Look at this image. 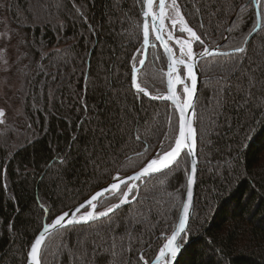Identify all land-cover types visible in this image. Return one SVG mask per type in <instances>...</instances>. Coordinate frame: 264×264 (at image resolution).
I'll return each mask as SVG.
<instances>
[{"label":"trees","instance_id":"16d2710c","mask_svg":"<svg viewBox=\"0 0 264 264\" xmlns=\"http://www.w3.org/2000/svg\"><path fill=\"white\" fill-rule=\"evenodd\" d=\"M177 3L204 41L196 51L221 46L233 54L200 63L198 182L175 264H264V0L261 30L242 53L236 49L257 27L252 0ZM142 7L141 0H0L20 83L18 113L0 123V264H27L45 224L171 143L177 112L133 87V65L143 58ZM166 68L160 48L150 49L137 81L163 96ZM189 173L183 154L171 169L140 180L130 202L109 216L56 231L41 264L55 260V243L66 252L75 245L74 255H57L58 264H151L177 226ZM167 197L177 202L170 212L159 203ZM117 202L111 195L97 211ZM147 215L149 225L127 233L134 217L148 222Z\"/></svg>","mask_w":264,"mask_h":264},{"label":"snow or ice","instance_id":"6c2138e0","mask_svg":"<svg viewBox=\"0 0 264 264\" xmlns=\"http://www.w3.org/2000/svg\"><path fill=\"white\" fill-rule=\"evenodd\" d=\"M260 0H252L253 4L259 5ZM143 5L142 14L144 17L143 22V44L147 46L149 44L150 37V25L149 20L152 22V27L155 28V40L160 41L163 44L165 51L168 53V73H167V88L168 95L162 97L173 103L175 109L178 110L179 115L176 120L175 126L171 128L172 136L171 143L167 148H164L162 153H157L155 158L150 159L133 175H128L123 179L117 175L113 178V181L91 195L86 201L82 202L79 206L69 211L59 214L51 224H45L43 230L35 238L31 244L28 252L27 264H41L42 246H45L46 237L50 235L51 230L63 229L68 225L76 223H87L97 219L98 217L109 216L122 204L129 202V196L134 194V191L138 188L136 183L129 184V181H140L155 173H159L164 169H169L177 159L181 156L192 157L191 171L193 174L196 172V130L192 126V122L188 119L189 116L194 115L193 109V95L197 85V74L195 65L197 63L196 56H206L210 53V50L205 47L203 51L199 53L193 52V43L199 42L201 45L204 41L201 36L188 25L187 20L182 14L177 0H171L170 5H166L165 0H141ZM166 7L168 12L173 15H166ZM158 9V11L154 10ZM261 14L264 15V8L261 9ZM170 21L169 28L172 29L167 32L169 39H175V43L179 46V53L182 58L176 59L173 54V49L169 47L167 41L164 39L165 20ZM177 26L178 29H177ZM202 26V25H201ZM178 30L181 34H187L186 38L180 39L174 37V31ZM247 40L245 41V43ZM236 51L244 52L245 48H237ZM143 52H138L137 55L143 56ZM135 59V57H134ZM144 59L138 60L140 65L144 64ZM183 66L186 69V75L181 76L179 74V67ZM134 72L136 71L135 64L133 65ZM133 85L137 92L140 94L148 95L145 88L141 87V84L136 81L134 76ZM179 86V94L177 88ZM181 96L185 99L181 100ZM153 99L161 97H152ZM192 111H189V110ZM5 113L3 109H0V123H3V117ZM139 139V137H137ZM192 180H189V189L187 192V203L183 204L182 215L179 218V223L175 230L172 232L171 237L167 238V243L160 249L159 257L156 258L155 264H164L163 258L168 257L169 264L175 262L178 253L185 242V238L188 235L187 221L189 219V208L192 202L191 184ZM121 185H124V189H121ZM116 195L117 203L112 204L103 211H97V204L101 202V198L105 194ZM47 211V209H45ZM76 214H79L78 216ZM143 259V257H141ZM147 264V261L144 262Z\"/></svg>","mask_w":264,"mask_h":264},{"label":"rangeland","instance_id":"374dc122","mask_svg":"<svg viewBox=\"0 0 264 264\" xmlns=\"http://www.w3.org/2000/svg\"><path fill=\"white\" fill-rule=\"evenodd\" d=\"M3 13L4 12L1 8L0 9V109L4 110L5 115L2 119H3V122H5L7 119L12 118V116L17 114L19 111L20 104L17 100V95H18V92L20 89V83L18 82V79L16 77V73H15V63L18 59V50L15 46L16 42H14V39L12 40V38L10 37L9 26L4 19ZM169 15H173V14L169 12ZM168 25H170V22ZM130 26H131V24H130ZM178 27L179 26H177V29H178ZM174 33L180 38H186L187 37L186 33L181 34L178 30H175ZM181 35H183V36H181ZM151 43H152V45H154L153 46L154 49H159V46H157V47L155 46L156 40L153 37L152 31H151ZM196 43L197 42L193 43L194 52L199 53V52L203 51L204 49L201 51H196V49H195ZM207 48H210V46H207ZM177 52H178V50H177ZM211 67L212 66L210 65L209 71H210V69H213ZM184 74H185V72H184ZM212 88L215 91L217 89V85H214V87L212 86ZM208 108H210L209 104H207V106H206V117L207 118L210 117V114H211V113L209 114L210 111H207V110H209ZM156 122H159V119L156 118ZM197 182H198V178H197ZM138 184H139V181L137 182V185ZM196 187H197V184H196ZM129 199H130V196H129ZM129 202H130V200H129ZM175 202L176 201L174 199H172L171 197H167V199H164V200L162 199L159 203H161V205H163L164 207H167L168 210L167 209L166 210L168 212H170V210L175 207V205L177 203V202L176 203ZM194 206H195V202H194ZM153 209H155V207L152 205L148 208V211L151 212ZM193 214H194V208H193ZM141 216H143V215H141ZM147 218H148V222H146V221L142 222L140 220L141 218L134 217L133 218L134 220H132V223L127 226V233L128 234L130 233L131 235H132V233H134L133 232V224L134 225L137 224V225H141V226H144L146 224L145 226H147V224L150 223V221H151V219H150L151 217H148V215H147ZM88 237L89 236L86 235L85 238H88ZM63 238L64 237H61V239H63ZM128 238H130V237H128ZM126 239H127V237L120 238L118 240V243L119 242H125V241H127ZM133 240H135L134 234L131 237V241H133ZM165 243H167V241ZM74 247H75V245L73 246V248L71 247L72 250H67L68 252H66L65 246H60L57 243H55V245L53 247V255H55V260L53 262H50V264H58L56 262V257H57V255H59V253H62V251L64 253H68V255H72V254L74 255V251H75ZM108 251L109 250H107V252ZM121 258H122V255L118 253L117 256L115 255L113 260L116 261L115 263H119Z\"/></svg>","mask_w":264,"mask_h":264},{"label":"water","instance_id":"95a60500","mask_svg":"<svg viewBox=\"0 0 264 264\" xmlns=\"http://www.w3.org/2000/svg\"><path fill=\"white\" fill-rule=\"evenodd\" d=\"M168 1L169 0H165V2H166V5H167V3H168ZM260 2H261V0H260ZM259 2V3H260ZM256 8H257V27H256V29L252 32V34L247 38V42L245 43V45H244V48H246L247 47V45L250 43V41L254 38V36L261 30V27H262V20H261V17H260V12H259V5H256ZM156 11H158V9H156ZM142 16H143V14H142ZM143 22H144V17H143ZM149 25H150V37H149V44L147 45V46H145L144 44L142 45V47H143V59H144V64L143 65H140L139 67H137L136 68V71L134 72V70H133V78H134V76H135V78H136V81H137V78H138V73L143 69V67H144V65H145V63H146V61H147V58H148V53H149V50L154 46V45H152V43H151V31L153 32V37H154V39H155V28H153L152 27V22H151V20H149ZM152 27V28H151ZM165 39V38H164ZM156 47L157 46H159V48H160V50L162 51V53H163V55L165 56V58H166V60H167V69H166V71L164 72V74H165V80H166V88H167V73H168V63H169V60H168V53L165 51V49H164V47H163V44L160 42V41H157L156 40V45H155ZM209 50H210V53L208 54V55H206V56H199V55H197L196 56V60H197V63H196V65H195V71H196V74H197V85H196V90H195V92H194V95H193V109H194V115H191V116H189L188 117V119H190L191 120V122H192V126L195 128V130H196V147H195V152H196V172H195V174H193L192 173V171H191V165H192V157L191 156H189V158H190V173H189V180L191 179L193 182H192V184H191V191H192V202H191V206H190V208H189V219H188V221H187V229H189V226H190V223H191V220H192V216H193V208H194V202H195V194H196V184H197V178H198V171H199V155H198V132H197V111H196V105H197V101H198V96H199V91H200V86H201V70H200V63H201V61L202 60H204V59H208V58H213V57H220V56H228V55H230V54H233V52H223V51H221V46H218V47H214V48H208ZM193 50H194V46H193ZM237 53H242V52H238L237 51ZM176 58V57H175ZM177 59V58H176ZM138 82V81H137ZM133 87H134V85H133ZM134 89L136 90V88L134 87ZM137 91V90H136ZM147 93H148V95H145V96H147L148 98H150V99H152V100H158V101H165V102H169L170 104H171V106L174 108V106H173V103L171 102V101H168V100H166V99H164V98H162V97H166L169 93H168V88H167V91H166V93L163 95V96H160L161 98H157V99H153L152 97V95L147 91V90H145ZM174 110L177 112V114L179 115V112H178V110L177 109H175L174 108ZM189 111H192L191 109L189 110ZM183 156V153H181V156L177 159V162L181 159V157ZM176 162V163H177ZM176 163H174L169 169H171ZM166 170H168V169H164V170H162L161 172H159V173H155V174H153V175H151V176H155V175H158V174H160V173H162V172H164V171H166ZM134 174V173H133ZM133 174H130V175H133ZM151 176H149V177H147V178H145V179H148V178H150ZM122 179L124 178V177H126V176H120ZM143 180V179H142ZM189 180H188V188H187V192H188V189H189ZM113 181V180H112ZM111 181V182H112ZM110 182V183H111ZM130 182V181H129ZM110 183H108L107 185H109ZM107 185H105L104 187H106ZM122 186H124V185H121V187ZM104 187H102L101 189H103ZM101 189H99L98 191H100ZM98 191H96V192H98ZM95 192V193H96ZM94 193V194H95ZM93 195V194H92ZM114 195V194H113ZM111 195H109V194H105V196L104 197H102L101 198V200H103V199H106V198H108V197H110ZM88 199V198H87ZM86 199V200H87ZM86 200H84V201H86ZM83 201V202H84ZM184 203H187V193H186V197H185V201H184ZM79 206V205H78ZM77 207V206H76ZM97 207H98V204H97ZM74 209V208H73ZM182 209H183V207H182ZM77 216L79 215V214H76ZM182 215V210H181V213H180V216ZM180 218V217H179ZM52 223V222H51ZM51 223H49V224H51ZM178 223H179V221H178ZM178 223H177V225H178ZM81 224H84V223H76V224H72V225H68L67 227H70V226H74V225H81ZM58 230H60V229H55V230H51V232H50V235H52L53 233H55L56 231H58ZM49 235V236H50ZM48 236V237H49ZM48 237H46V240L48 239ZM42 248H43V246H42ZM181 251H182V248H181ZM181 251L178 253V255H177V257H176V260H175V262H172V264H175L176 262H177V260H178V258H179V256H180V254H181ZM157 257H159V255L157 256ZM155 261H156V259L151 263V264H155ZM163 262H164V264L165 263H167V264H169V260H168V257L166 256L165 258H163Z\"/></svg>","mask_w":264,"mask_h":264},{"label":"bare ground","instance_id":"6f19581e","mask_svg":"<svg viewBox=\"0 0 264 264\" xmlns=\"http://www.w3.org/2000/svg\"><path fill=\"white\" fill-rule=\"evenodd\" d=\"M156 2H158V0H156ZM170 4H171V0L168 1L167 5H170ZM154 10H155V9H154ZM166 15H169V12H168L167 7H166ZM169 22H170L169 20H167V19L165 20L164 38H165V40L167 41L169 47L173 49V54H174V56H175L177 59H180V58H182V57L180 56V53H179V46L175 43V39H169L168 36H167V32L170 31V30H172V29L169 28V25H168ZM174 37H175V38H180V37H178L175 33H174ZM180 39H183V38H180ZM177 50H178V52H177ZM193 52H194V50H193ZM194 53H195V52H194ZM178 67H179V74H180L182 77L185 76V75H186V69H185L183 66H178ZM184 72H185V74H184ZM177 92H178V94H179V86H178V88H177ZM183 99H185V97H184V96H181V100H182V101H183ZM137 182H138V181H130L129 184H131V183H136V184H137Z\"/></svg>","mask_w":264,"mask_h":264}]
</instances>
